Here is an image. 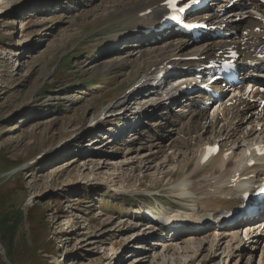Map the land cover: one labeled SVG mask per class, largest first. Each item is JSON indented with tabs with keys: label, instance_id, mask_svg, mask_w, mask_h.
<instances>
[{
	"label": "rangeland",
	"instance_id": "obj_1",
	"mask_svg": "<svg viewBox=\"0 0 264 264\" xmlns=\"http://www.w3.org/2000/svg\"><path fill=\"white\" fill-rule=\"evenodd\" d=\"M119 11L110 0H0V264L227 263L209 242L185 262L179 245L167 253L155 234L135 228L146 223L138 205L174 204L173 183L184 175L175 144L187 137L180 125H164L155 162L143 169L148 161L135 149L146 145L162 108L131 87L148 61L109 43ZM169 106L185 111L182 102ZM107 111L117 114L88 128ZM241 237L238 264H263L264 239Z\"/></svg>",
	"mask_w": 264,
	"mask_h": 264
},
{
	"label": "bare ground",
	"instance_id": "obj_2",
	"mask_svg": "<svg viewBox=\"0 0 264 264\" xmlns=\"http://www.w3.org/2000/svg\"><path fill=\"white\" fill-rule=\"evenodd\" d=\"M162 1L163 0H110L112 7H116L117 10L123 12V17L121 25L114 28V36L109 40H112L110 42L112 44L120 42L121 40L124 41L125 45L129 46L128 48H134L133 51L137 52L141 62L148 61L147 68L140 81L144 79L145 82L149 81V83L144 87H138L135 93H137V99L141 96V99L152 101L153 105L158 101L157 107L162 108L160 113H158V120H156L158 124L150 126L148 134L144 137L146 145L140 143V146H142L141 148H134L138 153L142 154V158L148 161V163L145 164V160H141V163H144L143 169H151V163L155 162L154 158L157 156L155 147H161V139L164 137L163 134H165V132H163V126L166 125L171 131L176 129L175 127L177 125L184 128L185 135L188 139H180V143L175 144V154L183 156V160L180 162L182 158L180 160H178V158L176 161H173L175 162V166H182L184 175L173 183L174 191L172 198L174 207L166 208L165 210L176 215L170 222L186 223L185 220L182 221L177 215L183 216L182 213L184 211H189L187 209L189 208L190 214H188V217L191 218V227L185 225L181 233H177L174 237L171 236L172 233L168 237H163V227L161 226L160 220L156 218V221L153 222L150 218L142 214V217L146 218L147 221L144 225H136L135 228H145L144 231L147 233L146 237L151 234V231L158 230V235L161 239L156 238L155 244L159 245V247H163L167 253L171 252V250H177L179 245V251H182L185 262L194 263L196 258H199L206 250V247H202V245L209 242L211 249L218 251L219 249L223 250L222 254L226 258V264H238L245 256L246 251L243 237L238 234V228L244 226L245 232H248V238L250 239L253 234L252 231L260 230V227L264 226V208L263 214L257 221H248L245 224L238 222L232 226H225L231 228L224 229L220 233H217V231L222 224L226 223L223 215L237 208L239 205V185L233 186L232 182L235 173L241 172L239 178H242L263 168V166L260 165L250 170L243 168L239 164L238 154L240 151L249 148L255 143L264 142V136H262L264 133V106L257 109L259 103H250L242 100L246 94L253 98L257 97L264 99V80L262 79L264 78V60L255 58L251 50L256 41L260 40L264 43V39H262L264 38V7L255 0H251L250 2L241 3L237 7L231 9L230 12L223 15L216 14L213 17L215 21L225 22L230 27H241L244 31L248 29L246 33L249 31L247 36L241 35L235 39L242 42L244 39L248 38L246 42L248 48L238 63L243 72V81L236 86L235 89H231V96L226 101L232 104L226 108L225 105L217 108L216 112L211 115L208 110L202 108L199 102L195 101L198 95H186L183 96V98L185 99L188 110L173 113L169 108L162 107L163 103L161 99L166 93L168 97L164 99L166 103L169 101V104H171L174 102L172 100L178 99L177 93L181 92V83L176 86L174 90L170 86H173L172 84H174L175 81L182 82L183 84L189 80H193L191 78L194 75L192 69L203 62L186 61L185 58L196 55H213L217 50V46L226 43H223L221 40H212L210 36L200 40L204 42L199 43V41L187 39L174 31H171L166 36L161 35L159 38L151 35L135 36L137 28L145 29L149 25L156 26L158 24V15L161 14L163 9ZM228 1L229 0H216L215 6H223ZM147 9H152V12L148 16H140V14ZM244 14H250V16L244 20L235 21L237 16H242ZM131 38H134L136 41L134 44L129 45ZM161 39V43H156ZM166 61L178 66V69L175 72L166 71L167 77L159 79L158 81L156 77L149 79L153 74L159 76L162 71L159 67ZM248 61H255L256 64L252 67H245L244 65ZM255 74L259 78L255 79ZM250 78H252V80H250ZM260 87L263 88L260 90ZM172 91H174V94H172ZM149 110H153V108L146 109L144 112H149ZM189 110L190 112H188ZM223 110L229 113L221 117V112ZM113 112L114 111L109 113L107 111L105 115L112 114ZM155 115L157 116V114ZM155 115L152 117V124L156 123L154 122ZM149 116L150 115L147 114V117ZM230 117L231 120H229ZM99 122L101 121H98V123ZM202 123H209V125L208 127L207 125L203 126ZM250 125H253V127L249 129ZM259 127L261 129L260 131H258ZM192 139L196 141L195 144L190 143ZM215 142L221 145L223 151L231 152V159L226 162L221 153L209 162L210 169L202 174L201 177H198L199 172L202 170L198 158L200 149L205 144ZM143 148H147L148 153L139 152V150ZM171 160L172 159L165 160L159 163L158 166L162 169L165 165H169ZM191 165H195V168L193 171L188 172ZM242 183L252 188L254 179H245L240 182V184ZM162 217L163 213H161L160 218ZM210 217L212 219V222H209L210 224L207 223L201 228H195V226H199L203 218H206L204 219L206 222ZM213 230H215V232ZM212 236L217 240L216 243L211 242L210 238ZM254 236L256 237V239H254L256 245H258L259 241L263 239L264 233L262 232L260 234L257 232ZM196 245H200V248H195ZM215 256L216 255H212L211 259L215 258ZM143 261L144 259H141L139 263ZM206 263L208 262L204 259L202 264ZM262 263L264 264V262Z\"/></svg>",
	"mask_w": 264,
	"mask_h": 264
},
{
	"label": "snow or ice",
	"instance_id": "obj_3",
	"mask_svg": "<svg viewBox=\"0 0 264 264\" xmlns=\"http://www.w3.org/2000/svg\"><path fill=\"white\" fill-rule=\"evenodd\" d=\"M168 3H170L173 7L176 6V0H168ZM215 150V149H213Z\"/></svg>",
	"mask_w": 264,
	"mask_h": 264
}]
</instances>
